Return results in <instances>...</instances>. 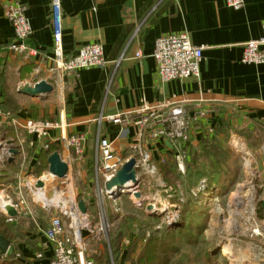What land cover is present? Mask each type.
Returning a JSON list of instances; mask_svg holds the SVG:
<instances>
[{"label": "crops", "instance_id": "crops-1", "mask_svg": "<svg viewBox=\"0 0 264 264\" xmlns=\"http://www.w3.org/2000/svg\"><path fill=\"white\" fill-rule=\"evenodd\" d=\"M242 1L243 6L234 10L227 6L226 0H61L60 49L63 57L76 56L83 45L101 43L105 66L100 69H82L70 77H61L56 73L53 77L55 81L50 79L47 82L52 86V92L38 98H29L18 94V89L37 82L33 74L35 69H47L54 58L51 0H0L2 112L21 124L45 121L54 126L47 138L39 141L36 137L27 135L23 129L1 123L0 120V180L8 182L6 189L15 185L20 170L31 178L41 177L48 172L47 159L53 152L62 161H67L70 155L60 143V138L73 133H85L87 146L82 168L84 172L78 178L77 172H74L76 167L72 166L67 178L70 180V176L80 179L78 195L85 207H91L92 211L95 209L94 194L88 183L91 175V152L98 127L99 136L111 140L117 137L120 129L105 120L98 126V117L135 110L143 105L194 101L198 98L207 100L212 111L191 132L190 141L185 146L186 155L182 164L184 174L181 177L191 184V178L200 172L202 177L198 184L203 181L208 186H214L217 191L222 189V182L213 180L216 170H210L212 177H204L203 170L206 173L212 162L211 158L209 161L203 159L211 143L226 135L246 143L251 149L264 150V64L249 65L240 62L243 43L256 40L262 35L264 0ZM10 4L21 5L29 22L32 34L26 46L32 54L27 56L8 50L14 33L4 15V9ZM136 28V37L126 48ZM181 33L188 34L193 45L205 47L199 79L161 83L152 58L154 41L169 34ZM137 49L143 54L140 60L134 59ZM49 96H54L58 102V109L52 114L53 121L34 119L32 112L41 114V108L46 106L42 104ZM16 106L20 108L17 109ZM8 143H13V146ZM166 146L167 150L161 149V153L153 155L158 168L157 174L159 177L165 175L166 171L171 170L170 164H173V169L180 176L181 173L176 168L175 153ZM14 147L18 150V155L12 158L5 154V149ZM49 148L52 151L49 154L43 152L45 163L42 164L41 153ZM118 148L123 151L126 141H119ZM3 185L5 184L2 183L1 186ZM195 188L197 187H192L191 190H196ZM40 190L46 192L44 188L40 187ZM60 190L69 191L66 184ZM38 191L39 189L35 192ZM67 194L69 197L70 191ZM5 197L11 199L9 194ZM13 197L14 194V200ZM189 197V203L191 199L199 200L192 195ZM182 201L184 200L181 199V203ZM73 207H65V210L72 211L73 220L74 214H77L81 221L80 224L73 225L76 229L85 227V218L77 213L74 205ZM32 208L34 212L29 219L19 213L9 224L16 228L18 222H21V239L13 238L11 243L8 240L10 248L1 260L11 258L16 264H49L50 252L43 248L46 242L44 231L48 228L49 219L42 216L43 211L35 205ZM199 213L207 216L209 211L199 210ZM1 214L6 217L4 213ZM259 214H262L261 210ZM84 236L92 235L87 231L83 233ZM92 237L95 239L102 236ZM41 251L43 258H37L36 255ZM252 255L253 258L246 260L248 263L240 264H258L257 256L253 252ZM210 256L208 263L213 264L217 257L212 254ZM93 261L94 264H103L99 259L94 258ZM118 264H121V259ZM259 264H264V259Z\"/></svg>", "mask_w": 264, "mask_h": 264}, {"label": "built area", "instance_id": "built-area-1", "mask_svg": "<svg viewBox=\"0 0 264 264\" xmlns=\"http://www.w3.org/2000/svg\"><path fill=\"white\" fill-rule=\"evenodd\" d=\"M60 4L61 0H51L50 22L53 32L54 58L47 69H40V67L35 69L33 73L37 80L35 83H47L50 79L55 81L53 77L56 76V73H59L61 77H70L82 69H100L105 66L101 43L83 45L76 56L63 57L60 49L62 33ZM226 4L234 10H239L243 6V1L226 0ZM4 15L11 24L14 33L13 42L9 45L8 50L22 56L32 54L26 46L32 32L24 15V8L18 4H10L5 7ZM261 26L263 32L259 38L243 43V52L240 58V62L243 64H264V22ZM137 32L138 29L136 28L133 36L125 46L126 48L134 41ZM153 46L152 58L156 64L158 81L168 83L172 80L199 79L205 47L193 45L188 34H169V36L157 38ZM142 58V51L137 49L134 53V59L140 60ZM211 111V104L207 100L198 98L194 101L162 103L153 106L143 105L135 110L119 112L106 117L99 116L96 120L98 126L105 120L120 129L114 140L102 135L99 136V127L97 130V137L91 152L89 170L91 175L88 183L89 189L94 194L93 207L95 209L91 211V207L89 209L87 207V211L83 215L77 207V202H74L77 213L86 220V226L76 230L73 225L72 211L54 206V211L49 218L48 228L44 231L46 242L43 248L50 252L49 264H94L93 259L85 256L81 233L88 231L94 237L104 234L106 236L110 228L106 205H109L115 213L120 211L117 204L119 198H113L112 194L105 189V183L113 179L121 166L132 158L135 160V168L139 178V183L136 186L139 190L138 187L143 185L146 179L153 178L156 175L157 170L153 155L160 152L161 149L167 150V144L170 146V150L175 153L176 168L181 174H184L182 164L186 155L185 146L190 141L194 127L198 122L206 120ZM0 120L1 123L4 122L9 126L23 129L27 135L34 136L39 141L47 138L49 131L54 128L52 124L45 121H31L21 124L15 119H10L1 109ZM59 141L70 155L67 161L63 160L67 166V175L71 167L74 166L76 167L74 172H77L79 178L84 172L82 168L85 164L86 134H69L60 138ZM119 141H126V148L123 151L118 150ZM18 148L20 151V146ZM5 150V154L10 156L8 154L9 148ZM160 162L162 163V160ZM44 177L55 178L45 172L41 177H32L34 182L30 184L27 180L32 178L27 177L21 170L18 172L15 183L17 191L13 193L15 199L4 196L8 204L18 211V214L32 215L31 208L26 205L23 190L27 188L35 195V191L40 189L36 186L37 181H42L43 186L41 188L45 187ZM66 178L67 176L62 180ZM213 187L202 181L195 188L196 190H191L190 196L199 199L210 197L212 200L214 197ZM164 191L165 193L168 192L167 189ZM261 202L263 203L264 199ZM149 205L152 206L150 212L158 209L157 201H152ZM2 210L0 209L1 212H3ZM261 212L262 220H257L255 217L252 219L255 228L251 230L250 234V236L258 237L261 240L260 246H254L257 252L258 264L263 262L264 259L263 207ZM6 221L11 223L13 220L7 217ZM65 222H69V225ZM36 257L43 258V252L38 253Z\"/></svg>", "mask_w": 264, "mask_h": 264}, {"label": "rangeland", "instance_id": "rangeland-1", "mask_svg": "<svg viewBox=\"0 0 264 264\" xmlns=\"http://www.w3.org/2000/svg\"><path fill=\"white\" fill-rule=\"evenodd\" d=\"M42 105L46 106L41 108V114L32 112V117L53 121L52 114L58 109L55 97L49 96ZM19 108L17 107V109ZM207 151L203 159L209 161L211 158L212 162L208 165L206 173L203 170L204 177H212L213 174L210 173V170L211 172L216 170L213 180L222 182V184L220 183L222 189L217 191L213 187L214 197L212 200L209 197L199 200L191 199V203L187 202L191 188L198 187L197 182L202 177L201 173L192 177L191 184H188V181L181 177L183 174L179 176L170 164L171 170H164L166 171L165 175L162 174L159 177L156 173L153 178L146 179L143 185L138 187L142 194L139 205L131 195L119 197L117 204L120 211L118 213L106 205L110 228L106 236L104 234L95 239L92 236L83 237V233H81L85 256L99 259L103 264H118L120 259L121 264H137L138 255L143 251L146 240L151 237L163 243L165 252L158 257H153L154 264L163 262H167V264H209L210 254L217 257L213 264H230V261L231 264H237L232 260L236 259L244 263L253 256L252 252L256 255L257 252L253 246H260L261 240L258 237L250 236V234L251 230L255 228L252 219L255 217L257 220H262L263 217L259 211L262 208L261 201L264 199V150L251 149L246 143L223 135L219 140L211 143ZM209 154L210 157H208ZM246 162H248V166L245 165ZM69 179L51 178L44 187L47 197H53L55 191L62 192L60 189L66 184L70 196L68 197L67 194L69 191H64L62 192L63 196L57 195L58 200L62 198L68 202L67 204L70 200L78 202L81 198L77 189L78 186H81L78 184L80 179L70 176ZM10 180L9 178L8 181ZM27 181L32 184L34 179ZM66 181L68 182L66 183ZM194 182L196 185H193ZM2 183L5 185L1 186ZM7 184L8 182L0 180V192L4 194L0 193V209L6 200L4 196L9 194L12 197L13 193L17 191L16 185L6 189ZM209 186L211 185L209 184ZM165 189L168 190L167 193H165ZM23 192L26 205H29L32 213L34 212L32 206L35 205L36 208L43 211L42 216H47V219L51 217L54 205L41 204L42 202L37 200L34 193L32 194L27 188H24ZM243 195H245L244 198ZM251 195L253 198H251V206L254 210L252 217L248 218L250 204L245 203V197L248 199ZM13 198L15 199V197ZM181 199L185 202L181 203ZM152 201H157L158 209L150 212L147 210V206ZM159 201L161 202L158 203ZM199 210H207L209 213L207 216L201 215ZM1 213L3 212L0 211V215ZM24 218L29 219L30 217ZM65 223L69 225V222ZM8 224L10 223L7 221L4 223V225ZM17 238L20 239L19 233ZM228 244L231 254L223 252V248ZM174 248L177 251H174Z\"/></svg>", "mask_w": 264, "mask_h": 264}, {"label": "water", "instance_id": "water-1", "mask_svg": "<svg viewBox=\"0 0 264 264\" xmlns=\"http://www.w3.org/2000/svg\"><path fill=\"white\" fill-rule=\"evenodd\" d=\"M52 86L45 82H39L32 85H26L22 88L18 89V94L31 97V98H38L42 95H46L49 92H52ZM9 146H13V143H8ZM168 145V144H167ZM170 148V146L168 145ZM18 150L14 147L9 149L8 154L14 158L15 155H18ZM48 165V173L53 175L57 179H64L67 176V166L66 164L61 161L60 156L53 152L49 155L47 159ZM139 183V178L137 177V170L135 168V160L129 159L125 162L116 176L111 179L110 181L105 183V189L109 191L114 199L121 197V195L132 196L135 200L137 205H139L141 194L140 191L137 190L136 186ZM129 184V185H128ZM37 187H42V181H37ZM117 188V190H116ZM77 207L81 214H85L87 211V207H85L84 202L79 200L77 202ZM262 207L264 208V202L262 203ZM2 211L4 214L12 220H15L18 217V211L14 209L11 205L6 204L2 207ZM151 206H147V210L149 211ZM10 248L9 241L0 234V256H5Z\"/></svg>", "mask_w": 264, "mask_h": 264}, {"label": "trees", "instance_id": "trees-1", "mask_svg": "<svg viewBox=\"0 0 264 264\" xmlns=\"http://www.w3.org/2000/svg\"><path fill=\"white\" fill-rule=\"evenodd\" d=\"M0 109L4 111L1 101H0ZM51 151L52 150H50V148L48 150L42 151V153H41V160L43 161L42 164L45 163L44 162L45 161V155L43 154V152L45 154L46 153L49 154ZM172 166H173V164H171V167ZM5 222H6V217L1 214L0 215V234H2L7 240H9L10 243H11V240H14L17 238L18 233H19V238H20L19 230L21 228L20 225H22V224H20L21 222H18L19 225H16V228L13 225H9V224L4 225ZM1 229H4V230H1ZM12 234H13V236L15 234V237H13ZM163 248H164L163 243L161 241H159L157 239H152V237L147 239L143 251H141L137 257L138 258L137 264H154L155 259H153V257L154 256L158 257V256L164 254L165 252L163 251ZM174 251H177V250L174 248ZM2 257L3 256H0V260ZM0 264H16V262L12 261L11 258H8V259L1 260ZM161 264H167V262H163Z\"/></svg>", "mask_w": 264, "mask_h": 264}, {"label": "bare ground", "instance_id": "bare-ground-1", "mask_svg": "<svg viewBox=\"0 0 264 264\" xmlns=\"http://www.w3.org/2000/svg\"><path fill=\"white\" fill-rule=\"evenodd\" d=\"M244 148V147H243ZM245 149V148H244ZM240 151V150H239ZM245 156V155H244ZM248 157V156H247ZM246 158V157H245ZM247 161V160H246ZM245 165L246 166H248V162H246L245 163ZM245 166V167H246ZM51 176H53V175H51ZM51 179V177L50 178H44V180H43V182H44V184L45 183H47V181L48 180H50ZM56 180V179H55ZM129 185V184H128ZM243 188V187H242ZM248 188V187H247ZM116 190H117V188H116ZM248 190V189H247ZM63 191V190H62ZM251 191V190H250ZM244 193V192H243ZM62 195V193H61V191H59V192H57V191H55V194L53 195V197H47V194H46V192L44 193V191L43 190H40L39 189V191L38 192H35V196H36V199L37 200H39L40 202H42V204L43 205H47V206H51V205H54V206H59V207H61L62 209H65V207L67 208L68 207V205L70 206L71 205V207H73V204H74V202L72 201V202H69V204H67L68 202L67 201H65V200H63L62 198L60 199V200H58V198H57V195ZM249 194V193H248ZM252 194V193H251ZM235 196V195H234ZM244 196L245 195H243V198H244ZM242 197V196H241ZM239 198V197H238ZM251 198H252V195H251V197L250 198H246L245 197V199H246V202L245 203H248V204H250V208H249V217L248 218H251V216H252V214H253V207L251 206V204H252V202H251ZM237 199V198H236ZM240 199V198H239ZM242 199V198H241ZM253 199V198H252ZM69 201V200H68ZM240 201V200H239ZM244 201V200H243ZM253 201V200H252ZM241 202V201H240ZM7 204V201L6 200H4V202H3V206L4 205H6ZM163 205L165 206V204L163 203ZM74 208V207H73ZM248 208V207H247ZM1 209H2V207H1ZM222 213V212H221ZM220 216V215H219ZM232 216V215H231ZM244 219V218H243ZM245 220H247L248 221V219H245ZM78 223L80 224L81 223V221L78 219V217H77V214H74V220H73V224L75 225H78ZM247 223V222H246ZM76 230H79V229H76ZM223 252L225 253V254H231V252H230V245L228 244V245H226V247H224L223 248ZM255 252V251H254ZM234 259V258H233ZM243 259V258H242ZM244 260V259H243ZM233 262H235V263H241L239 260H232ZM244 262V261H243ZM230 263H232L231 261H230Z\"/></svg>", "mask_w": 264, "mask_h": 264}]
</instances>
